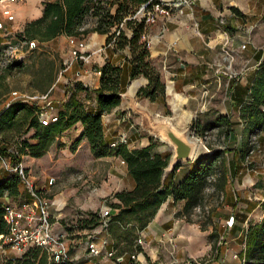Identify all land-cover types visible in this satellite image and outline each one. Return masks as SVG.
Listing matches in <instances>:
<instances>
[{
    "label": "crops",
    "instance_id": "obj_1",
    "mask_svg": "<svg viewBox=\"0 0 264 264\" xmlns=\"http://www.w3.org/2000/svg\"><path fill=\"white\" fill-rule=\"evenodd\" d=\"M54 1L2 0L0 1V24H4L6 31L9 30V34H18L23 31L28 22L43 16V3ZM5 5L9 6L11 10L14 16L13 21H9L4 16L2 6ZM235 6H238L244 17L232 13L231 9ZM259 9L264 10L263 0H197L193 12L185 10L182 15L175 12L170 19L160 15L156 23L149 24L143 40L148 44L153 64L162 69L166 86L165 96L154 102L137 97L138 91L147 86L148 80L144 77L131 79V64L127 61V58L130 57L129 49L116 51L112 45H107V36L98 33H91L84 39L87 44V61L81 65L76 63L69 70L60 74V78L51 83L44 95L51 93V97L62 104L67 100L66 89L68 90L76 82H82L90 90L98 89L101 72L97 68L110 61L123 69L121 77L122 102L112 112L103 116L105 134L111 144L126 137L128 148L134 150L148 146L151 139L158 141L150 131L143 128L145 114L150 115L154 120L168 118L179 131H184L189 127L198 114L200 117L196 118L199 117L208 123L221 116L219 114H223L222 111L216 110L215 113L213 110L215 107L213 99L222 84V74L227 76L230 74L227 72L229 68L242 70L247 63L252 62L251 72L246 77L236 78L233 81L231 98L233 104H240L244 100L249 80L253 77L261 61L257 56L258 51L249 57L242 50L247 49L245 44L250 41V37L247 35H250L252 29L256 31L255 37L259 36V20L264 15V11L261 13ZM225 16L230 21L227 27L221 25ZM228 25L236 31L224 29L228 28ZM7 41L2 34L0 46L6 44ZM68 41V36H60L46 45L53 49H63ZM252 45L253 47H249L250 49H259L256 41ZM59 82L61 87H59ZM79 99L87 107L96 105V100L86 98L84 93L79 96ZM82 131V124H76L60 136L61 143L67 144V140L75 141ZM159 141L165 144L170 152L172 151L166 143ZM83 147H87L90 152V145L87 140H84L75 154L80 153V149ZM115 161L121 162V158L112 156L94 159L95 163ZM22 163H24V158ZM189 170L190 167L187 169L180 167L176 171L173 181L180 183L187 176ZM125 171L127 184L115 189L110 197L118 192L134 189L135 183L130 177L126 165ZM6 173L9 176L14 175L10 170L5 169L0 174V179ZM20 191L24 199L29 196L28 193H23L22 184ZM90 196L85 199L77 198L74 205L70 207L59 198V206L51 211L52 221L56 219L55 225L64 228L61 224L63 222L61 216H64L68 208L71 210L80 209L79 213L82 216L85 215L84 218L80 217L81 219L88 218L87 213L89 212H98L100 206L93 202L94 194ZM113 200L114 203H119L118 200ZM8 201H10L9 198H0L2 205ZM183 208L184 202L175 203L172 198H169L159 208L147 228L141 234L138 232L137 239L133 241L134 251L126 256L136 257L137 246H140L142 250L141 255L137 257L140 264H172L174 262L180 264L192 262L201 256L211 254L213 246L208 238V231L201 230L197 223L188 222L182 215ZM111 210L113 216L118 213L116 209L111 208ZM252 213H247V218L245 217L243 222L237 221L234 228L226 233V243L220 248V253L215 251L217 255L211 260V264H242L239 254L245 247V226L251 220ZM225 221H221V224ZM67 234L70 256L79 259L80 263L99 254L112 256L118 251L115 250L116 242L113 233L109 229L102 231L101 226L88 229L76 225L70 227ZM140 237L143 239V244L137 245ZM93 247L99 250L98 255L91 253ZM89 250V254H86ZM3 251L4 255H7L5 250ZM3 257V253L0 251V258ZM123 257L125 260V256ZM90 263L91 261H86L84 264Z\"/></svg>",
    "mask_w": 264,
    "mask_h": 264
},
{
    "label": "trees",
    "instance_id": "obj_2",
    "mask_svg": "<svg viewBox=\"0 0 264 264\" xmlns=\"http://www.w3.org/2000/svg\"><path fill=\"white\" fill-rule=\"evenodd\" d=\"M158 1L55 0L45 2L43 16L28 22L23 31L17 34V38L25 43L38 42L43 45L60 36L84 39L91 33L106 35L107 45H112L116 51L129 49L130 57L127 61L131 64V79L144 77L148 80L147 86L138 91L137 97L154 102L165 96L166 86L162 69L153 64L148 44L143 40L149 25L146 23V18L137 16V12L147 4L148 9H151ZM233 11L238 13L236 8H233ZM21 67H23L22 62L7 65L4 69L5 74L0 75V86L13 70ZM97 70L101 72L100 87L90 90L82 82H76L67 90V100L59 106L56 121L41 122L43 107L30 104L24 98L12 101L0 109V158L10 159L13 165L20 164L26 156L40 158L49 151L56 138L81 123L83 131L74 141L71 149L75 151L86 139L95 159L115 156L124 160L129 175L135 183L133 190H124L114 195L119 203H110V206L118 210V213L110 217L109 231L114 235L116 247L121 245L117 251L118 255H123L134 251L133 241L137 239L138 232L147 228L159 208L169 198H172L175 203L184 202L182 215L188 222H192L194 212L204 208L209 187L214 185L217 192H224L228 181L224 159L226 152L217 149L197 157L189 164V173L180 183H175L173 177L182 165L163 180L171 154L164 156L154 153L158 146L154 139H151L148 146L134 150H130L124 143L112 147L107 140L103 116L112 112L122 102L123 69L107 61ZM82 93L86 95V98L96 100L95 107H87L79 99ZM263 108L264 59L259 62L258 68L246 87L244 100L240 103L241 116L247 123L245 131L247 138L249 135L254 136L264 131ZM224 127H227V135H229L232 122L225 115L217 117L203 127L196 122L192 124V128L196 129L198 135ZM23 128L26 130L23 131ZM31 131L34 133L29 139L15 140L16 135L21 138ZM251 148L248 141H245L241 153L243 159L252 151ZM21 184L19 174L9 176L6 173L0 179V198L17 199L22 194ZM4 214L3 205L0 203V235L8 232ZM87 215L88 218L78 219L81 228L94 229L101 225L99 212H89ZM214 236V234L210 235L211 238ZM137 248L142 252L139 246ZM239 258L242 264H264V217L260 223L249 226L245 235V247L239 254ZM2 263L57 264L50 260L49 255L40 248H31L21 257L6 258Z\"/></svg>",
    "mask_w": 264,
    "mask_h": 264
},
{
    "label": "rangeland",
    "instance_id": "obj_3",
    "mask_svg": "<svg viewBox=\"0 0 264 264\" xmlns=\"http://www.w3.org/2000/svg\"><path fill=\"white\" fill-rule=\"evenodd\" d=\"M233 8H236L238 13L234 12ZM231 11L236 16L242 15L238 6L232 7ZM259 11L263 13L264 10L261 11V9H259ZM242 17L244 16L242 15ZM261 18L262 19L259 20V36L255 37L256 31L255 29H252L250 35H247L250 37V41L247 40L249 42L245 44L247 49H242L245 54L249 55V57L258 51L257 56L259 57V60L264 59V15H262ZM228 23L230 24V21H228L225 16L224 22H222L221 25L227 27ZM224 29L233 32L236 31V29L230 27V25H228V28ZM6 39L8 40L7 43L0 46L2 48L0 49V75L5 74L4 69L9 64L22 62L23 67L16 68L5 78V80L2 81L3 84L0 86V109L9 105L12 101L24 98V100L28 101L30 104H36L39 107H43V110L48 107L49 117L44 118L40 116V121L43 123L52 121L53 117H57V108H59L61 103L57 99H53L51 93H49V95H44L45 90H47L48 86H50L53 81H57L58 78H60V74H63L64 71L69 70L76 63H80L81 65L83 62H86V49H84V51H77V55H74V52H76L77 49L73 48V45H71L69 41L63 49H53L49 45L47 46V43L41 45L38 42H32L35 43L33 46L32 43L22 42L17 38V34H9ZM76 39L78 41H83L85 38ZM254 41L259 45V49L249 48L253 47L252 43ZM81 56L85 57V59ZM252 66L253 63L249 62L242 68V70L229 68L227 72L230 74L227 76L222 74V84L213 99L215 104L213 110L215 113L217 112L216 110L222 111L223 114L219 115L229 117L232 122L229 135H227V127L207 131L198 135L196 129L192 128V124L196 122L197 125L203 127V125L207 123L205 120L203 121L199 118L200 114L197 115L199 116L198 118L195 116L192 124L186 128H190L189 136L198 144L194 160L205 153H212L217 149H222L226 152L224 159L228 171V181L224 192H217L214 185L209 187L206 192L204 208L197 209L191 218L192 223H197L201 230L208 231V238L213 246L212 253L203 257L201 256V258L195 261L180 264H211V260L217 255L215 251L221 250L220 248L226 243V238L223 245H220L219 241L222 237L221 234H225L226 231L224 225H226V222L232 217L234 218V224L231 229L234 228L237 221L243 222L244 218H247V213L253 212L251 220L245 226L246 232L250 225H254L255 222L260 223L263 220L264 131L258 132V134L254 136L249 135V138H247L245 133L247 123L244 122V119L241 116L240 104H233L231 99L232 87L234 84L233 81L236 80V78L246 77V75L251 72ZM59 87H61L60 82ZM72 87L73 86H70L68 90ZM25 130L26 129L23 131ZM33 133L34 132L31 131L30 133L21 136V138L16 135L15 140H27L33 135ZM58 138L60 140L56 138L49 151L42 157H23L24 163H22V159L20 164L24 168L25 176L34 185V191L36 193L41 196L55 199L58 203L60 198V201L63 202L64 200L68 207L73 206L77 198L85 199L91 197V194H94L93 202L100 206L98 210L101 212H98L101 216V213L105 211L106 208L111 207L110 203H114V195L110 197L113 191L127 184L125 171L126 163H123L125 161L121 159V162L95 163V158L92 156L91 151H88L87 147L81 148L80 153L76 155L75 152L80 145L74 151L71 149L72 144L74 143L73 140H67V144H63L61 143V138ZM30 141L32 143L34 142L32 140ZM245 141H248V145L252 147V151H250L248 156L243 159L241 153ZM126 142L127 138L123 137L119 142H115L111 144V146L115 147L119 143L127 144ZM155 142L158 143V146L154 153L164 156L171 154L165 144L161 143L159 140H155ZM4 163H9L10 167L5 168L6 165ZM189 164L190 163L184 164L182 167L187 169L190 167ZM17 166H19V164L13 165L8 158H0V174L3 173L5 169L10 170L13 174H19L14 170ZM111 168L113 169L112 171ZM52 179H54V182L51 184ZM22 190H24L23 193H28L23 183ZM27 198L28 197L25 199ZM9 199L12 204L17 206L23 204L25 200L22 194L17 199ZM79 211L80 209L71 210L68 208V211L64 213V216H61L63 217V222L61 224L64 228L60 227V225H54L55 229L67 232L70 227L72 228L76 225L79 226L78 219H81L80 217H85V215L82 216ZM55 221L56 219L53 220L54 224ZM221 221H225V223H223L224 225L221 224ZM101 228L102 231L104 229H109V225L107 227L101 226ZM228 231H226V233ZM142 232L143 231H141L140 234ZM211 234L215 235L214 238L210 237ZM225 237H227V234H225ZM137 245L142 244H139L138 242ZM120 247L121 246L116 247L115 245V250H119ZM4 250L7 255H4L3 249H0L3 256L9 258L21 257L25 254L14 252L8 247H4ZM89 252L90 250L87 251L86 254H89ZM126 255L130 254L125 253L123 255H118V252L112 256L99 254L91 259L81 261V263L77 258L76 261L77 264H84L86 261H91L90 264H140L137 259V257L141 255L138 248H136L135 258L130 257V259ZM123 256H125V260L120 261L119 259ZM4 257L0 258V264H3V260L6 259ZM172 264L177 263L174 262Z\"/></svg>",
    "mask_w": 264,
    "mask_h": 264
},
{
    "label": "built area",
    "instance_id": "obj_4",
    "mask_svg": "<svg viewBox=\"0 0 264 264\" xmlns=\"http://www.w3.org/2000/svg\"><path fill=\"white\" fill-rule=\"evenodd\" d=\"M195 3L196 0H159L151 9H148V4L143 5L137 12V16L146 18V23L149 25L155 23L160 15L170 19L175 12L182 15L185 10L193 11ZM3 14L9 21L14 20V16L7 5L3 7ZM2 34L6 38L9 35L4 24H0V38ZM69 42L73 45V48L77 49L74 55H77V51H84L87 46L84 40L78 41L75 37H69ZM32 45L34 46L35 43H32ZM82 58L85 59V57ZM41 116L44 118L49 117L48 107L43 110ZM56 120V117L52 118V121ZM5 165L6 168L10 167L9 163ZM14 170L19 173L29 196L20 206L14 205L10 201L3 204L4 219L8 226V232L5 235H0V249L4 250V247H8L14 252L24 254L31 248H40L49 255L50 260L57 264H77L76 258L73 259L69 253L67 232L55 229V224L52 221L51 211L53 208L58 207L59 203L55 199L41 196L34 191V185L25 176L21 164ZM53 182L54 179L51 180V184ZM111 216V208H106L101 213L102 227L109 225ZM233 222V217L226 222L224 226L227 231L232 228ZM225 234L222 235L219 241L220 245H223L225 241ZM138 242L143 244L141 238ZM91 253L98 255L99 250L93 247ZM132 258L135 257L132 256ZM119 260L123 261L124 257Z\"/></svg>",
    "mask_w": 264,
    "mask_h": 264
},
{
    "label": "water",
    "instance_id": "obj_5",
    "mask_svg": "<svg viewBox=\"0 0 264 264\" xmlns=\"http://www.w3.org/2000/svg\"><path fill=\"white\" fill-rule=\"evenodd\" d=\"M143 128L171 148V158L168 167L164 171L163 180L175 171L178 166L194 161L197 153V142L189 136L190 128L179 131L170 119L154 120L145 114Z\"/></svg>",
    "mask_w": 264,
    "mask_h": 264
}]
</instances>
